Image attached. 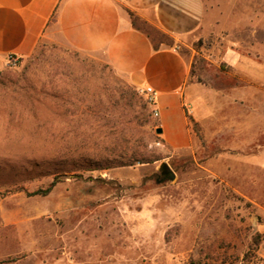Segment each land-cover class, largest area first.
I'll return each mask as SVG.
<instances>
[{
	"label": "rangeland",
	"instance_id": "1",
	"mask_svg": "<svg viewBox=\"0 0 264 264\" xmlns=\"http://www.w3.org/2000/svg\"><path fill=\"white\" fill-rule=\"evenodd\" d=\"M203 1L178 45L187 149L97 57L44 42L0 66V264H264V0Z\"/></svg>",
	"mask_w": 264,
	"mask_h": 264
},
{
	"label": "crops",
	"instance_id": "2",
	"mask_svg": "<svg viewBox=\"0 0 264 264\" xmlns=\"http://www.w3.org/2000/svg\"><path fill=\"white\" fill-rule=\"evenodd\" d=\"M127 9L171 45L155 49ZM205 18L203 0H0V66L11 55L31 57L44 42L97 57L138 91L153 88L158 139L169 151L183 150L195 137L187 116L190 64L178 45ZM259 255L264 259V247Z\"/></svg>",
	"mask_w": 264,
	"mask_h": 264
},
{
	"label": "trees",
	"instance_id": "3",
	"mask_svg": "<svg viewBox=\"0 0 264 264\" xmlns=\"http://www.w3.org/2000/svg\"><path fill=\"white\" fill-rule=\"evenodd\" d=\"M127 12H128V14H129V16L131 17V19H132V23H133V26L135 27V28H137V29H139V30H142L143 32H145L150 38H151V40H152V42H153V46H154V48L155 49H158L159 48V45L161 44V43H167V44H169V45H171V42H166V41H163V40H161V39H154V38H152V36L150 35V33L147 31V30H145V29H143L141 26H139V23H141L142 25H144L145 27H148V28H150V29H153V30H155L153 27H151L150 25H147L146 23H143L136 15H135V13L134 12H132V11H130V10H128L127 9ZM156 31V30H155ZM156 32H158V31H156ZM159 33V32H158ZM161 35H164V34H162V33H160ZM165 36V35H164ZM39 48V47H38ZM38 48L36 49V51H35V53L37 52V50H38ZM147 103V102H146ZM148 104V103H147ZM154 127H157V124L156 123H154ZM157 140L158 141H161L160 139H158V137H157ZM136 161H137V163H145L146 161H144L143 159H141V158H139V159H136ZM121 165V163L120 164H115L114 166H120ZM59 182V179H58V177H55L54 178V181H52L51 182V184L46 188V189H44V190H38V191H35V192H33L32 194L33 195H43V196H46V195H48L51 191H52V189L54 188V186L57 184Z\"/></svg>",
	"mask_w": 264,
	"mask_h": 264
},
{
	"label": "built area",
	"instance_id": "4",
	"mask_svg": "<svg viewBox=\"0 0 264 264\" xmlns=\"http://www.w3.org/2000/svg\"><path fill=\"white\" fill-rule=\"evenodd\" d=\"M18 62H19V59L14 55L9 56L7 59V64L10 66H16ZM139 92L145 96L146 102L148 104L151 105L154 103L155 91L153 90L152 87H145L144 89L139 90ZM154 116L156 117L157 113L154 112Z\"/></svg>",
	"mask_w": 264,
	"mask_h": 264
},
{
	"label": "water",
	"instance_id": "5",
	"mask_svg": "<svg viewBox=\"0 0 264 264\" xmlns=\"http://www.w3.org/2000/svg\"><path fill=\"white\" fill-rule=\"evenodd\" d=\"M157 133H161V129H157ZM159 170L162 172L164 177L161 179L160 182L165 181V180H173L175 178V173L172 172L168 165L166 163H163L160 167Z\"/></svg>",
	"mask_w": 264,
	"mask_h": 264
}]
</instances>
